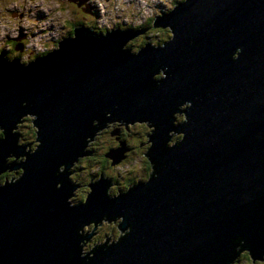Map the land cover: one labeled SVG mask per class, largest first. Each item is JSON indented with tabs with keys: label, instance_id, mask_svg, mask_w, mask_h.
<instances>
[{
	"label": "water",
	"instance_id": "1",
	"mask_svg": "<svg viewBox=\"0 0 264 264\" xmlns=\"http://www.w3.org/2000/svg\"><path fill=\"white\" fill-rule=\"evenodd\" d=\"M156 26L171 27L175 39L139 56L123 47L142 32L104 38L81 28L78 39L31 67L0 59V127L7 131L0 174L26 169L19 183L0 188V264H85L77 229L105 216H123L122 228L133 231L118 246L97 249L90 264H229L239 237L263 259L264 0H189ZM165 68L168 79L156 83ZM189 101L188 123L174 128L173 113ZM106 112L112 121L156 126L149 157L159 178L119 199L107 197L109 180L100 181L86 206L72 208L77 185L57 172L85 154L98 131L92 122H111ZM29 113L39 116L43 144L34 156L12 131ZM173 130L186 139L169 149ZM119 148L105 156L119 160ZM12 155L28 162L5 165Z\"/></svg>",
	"mask_w": 264,
	"mask_h": 264
},
{
	"label": "clouds",
	"instance_id": "2",
	"mask_svg": "<svg viewBox=\"0 0 264 264\" xmlns=\"http://www.w3.org/2000/svg\"><path fill=\"white\" fill-rule=\"evenodd\" d=\"M188 3L189 0H0V59L7 60L9 63L18 60L21 66L31 67L38 60L46 59L54 53L62 51V45L66 41L78 39L77 33L81 28L91 30L96 36H103L104 38L117 31L142 32L123 47V51L129 52L132 56H139L149 45L153 49H163L175 39V33L171 27H157L158 20L177 11L181 5ZM149 21H154L155 29L157 31L162 29L167 34V38L153 35ZM90 25L92 26L90 27ZM73 29L75 30L73 31ZM141 38H145L147 44L134 43ZM13 43L16 45L15 48L11 46ZM242 54L243 49L238 48L232 59L239 61ZM167 73V68L162 69L154 75L153 79L156 83H161L168 79ZM21 107H29V101H25ZM31 107L36 108L37 104L31 103ZM192 107L193 104L190 101L185 102L180 105L179 111L173 113L174 128L188 123L187 112ZM105 117L111 122L101 128L100 121L94 120L92 127L98 131L94 136L86 139L84 151L93 154L78 157L72 162L70 170L68 165H61L57 172V176L68 172V179L78 186L68 200V204L72 208L81 204L86 206L93 194L91 186L103 179L112 181L111 187L107 190V197L119 199L122 194H128L141 182L149 183L153 178H159L155 164L149 157V153L155 147L151 137L156 135L158 131L156 126L151 121H137L135 123L112 121L111 112H106ZM38 119L37 114L29 113L22 117L21 122L13 130V135L20 134L17 146L24 148L29 155L33 156L43 146L42 141L39 140L41 129L36 126ZM29 123L31 127L28 131L31 134H22L19 129L27 127ZM136 127L146 129L144 133H135V138L140 141L139 151L127 140L119 139L123 130L130 131ZM117 130H119L120 135L113 134ZM105 133H108V141H115L119 144L123 141L127 144L130 151L125 154L126 158L120 163H115L113 159L109 158L111 164L107 168L100 164H92L89 168L82 167L81 162L86 158L102 154L96 150L90 151V149L93 144L100 142V138ZM169 137L167 146L175 148L186 139V134L177 133L173 130L169 132ZM6 139L7 131L0 127V141ZM105 146L109 148V151L117 150L107 141H105ZM128 154H131L130 163L128 162ZM27 162V155H12L6 161L8 165L26 164ZM133 169L136 170L133 171ZM7 173L16 174L15 178L0 185V188L19 183L26 175V169L19 168L15 171H7ZM90 181L91 183H89ZM125 183L131 184V187L125 189L123 187ZM62 188L63 182L58 183L57 190ZM85 188L89 190L86 196L81 199L79 193ZM118 188L119 190H117ZM124 224L125 218L123 216L115 219H109L105 216L99 223L92 221L77 229V236L81 238L80 258L85 261V264H90V261L95 258L97 249L103 248L105 245L107 248L118 245L132 233V227H128L126 230L122 228ZM88 237L91 239L89 240ZM235 244L237 245L235 252L239 253V256L233 258L231 264H237L240 255L245 252L252 257L253 264H264V259L254 258L251 250L245 247L247 241L243 237H239Z\"/></svg>",
	"mask_w": 264,
	"mask_h": 264
},
{
	"label": "rangeland",
	"instance_id": "3",
	"mask_svg": "<svg viewBox=\"0 0 264 264\" xmlns=\"http://www.w3.org/2000/svg\"><path fill=\"white\" fill-rule=\"evenodd\" d=\"M89 11H91V9H89ZM149 25H150V27H152V29H155V27L153 26V22L152 21H149ZM92 25H90V27H91ZM73 31H74V29H73ZM91 31V30H90ZM91 33H92V36L93 37H99V36H96L92 31H91ZM140 34H142V33H140ZM139 34V35H140ZM152 34L153 35H162L161 34V32L160 31H157L156 29H155V31H152ZM134 38V37H133ZM167 38V35H166V37H165V39ZM130 39V38H129ZM140 40V39H139ZM139 40H136V41H134V43L135 44H139ZM129 41V40H128ZM128 41H126V43L128 42ZM145 44V43H144ZM13 48H15L16 47V45H15V43H13L12 45H11ZM22 50V49H21ZM6 55V54H5ZM131 55V54H130ZM7 61V60H6ZM20 64V63H19ZM21 119L22 118H20L19 119V121L21 122ZM19 123H16L15 124V127L18 125ZM12 131H13V129H12ZM117 132V131H116ZM144 132H146V129H144L143 127H136V128H133V129H131L130 131H129V135L127 136V141L131 144V145H134L135 143H137L139 140L138 139H136L135 138V133H144ZM107 138H108V133L107 134H104V136H102L101 138H100V142H99V145H98V143H96V144H93L92 146H91V149H90V151H93V150H96V151H99L100 153H102L101 155H97L94 159H93V157H89V158H86V160H83L82 162H81V166L82 167H84V168H89V166L90 165H92V164H100V162L98 161L99 159H101L102 157H103V153L105 152V153H107L108 152V150H109V148L108 147H106L105 146V141H107V143L109 144V145H111L112 147H115V146H113L115 143H114V141H108L107 140ZM121 139H122V136H121ZM123 140V139H122ZM16 145H17V143H16ZM120 145H123L126 149H127V151L128 150H130L129 148H128V146L126 145V143L125 142H121V144ZM96 146V147H95ZM94 147H95V149H94ZM119 152H121L120 150H118ZM126 151V152H127ZM137 151H139V149L137 150ZM105 153H104V155H105ZM109 153V152H108ZM85 154H87V155H90L91 153H85ZM84 154V155H85ZM126 154V153H125ZM125 154L124 155H122V156H120V157H118L119 158V160H120V162L123 160V159H125L126 157H125ZM19 156H22V155H19ZM129 156V155H128ZM9 157V156H8ZM8 157H7V159H8ZM108 157V156H107ZM108 158H111V157H108ZM111 159H113L114 160V158H111ZM128 162L130 163L131 162V155L129 156V160H128ZM118 163V162H117ZM109 166V164H104V167L105 168H107ZM71 168H69V170H70ZM136 169H133V171H135ZM5 171H3V173H4ZM77 179H79L78 177H77ZM89 183H91V181L89 182ZM126 184V183H125ZM124 184V185H125ZM78 186H76L75 187V190H76V188H77ZM128 188V187H127ZM89 190V189H88ZM87 192L88 191H82L81 193H79V197L81 198L82 196H86V194H87ZM83 197V198H84ZM82 198V199H83ZM97 223H99V222H97ZM102 232L104 231L103 229L101 230ZM89 240L91 239V237H89L88 238ZM247 254V255H246ZM238 256H239V253L237 254V256L235 257V258H238ZM262 258L264 259V254H262ZM229 264H231V262L229 263ZM237 264H253V259H252V257H250V255L248 254V253H242L241 255H240V257H239V259L237 260Z\"/></svg>",
	"mask_w": 264,
	"mask_h": 264
},
{
	"label": "trees",
	"instance_id": "4",
	"mask_svg": "<svg viewBox=\"0 0 264 264\" xmlns=\"http://www.w3.org/2000/svg\"><path fill=\"white\" fill-rule=\"evenodd\" d=\"M153 22V21H152ZM150 26V25H149ZM153 31H155V29H153ZM160 32H161V36L162 37H166V33L161 29V30H159ZM17 127V126H16ZM30 127H31V125H30V123L27 125V127H21V129H19V131L22 133V134H24V135H29V134H31L29 131H28V129H30ZM18 135H20L19 133H18ZM18 138H20L19 136H18ZM29 147H31V145H29ZM95 149V148H94ZM25 152H26V150H25ZM106 152V151H105ZM104 152V153H105ZM104 153H103V157H104ZM93 154V153H92ZM96 156H94L93 157V159L95 158ZM103 157L101 158V159H99L98 161L100 162V165H103V167H104V164L107 162L106 160H104L103 159ZM86 160V159H85ZM7 161V160H6ZM7 163L5 162V165H6ZM19 168H15V169H11V170H9V168H7V169H5V172L4 173H2V174H0V185H3L4 183H5V181H9V180H12V179H14L15 178V175L16 174H13V173H7V171H15V170H18ZM125 185H129L130 186V184L129 183H126ZM87 188H85V190H86ZM84 190V191H85ZM88 191V190H87ZM84 196H82L81 197V199L83 198ZM247 255V254H246Z\"/></svg>",
	"mask_w": 264,
	"mask_h": 264
},
{
	"label": "flooded vegetation",
	"instance_id": "5",
	"mask_svg": "<svg viewBox=\"0 0 264 264\" xmlns=\"http://www.w3.org/2000/svg\"><path fill=\"white\" fill-rule=\"evenodd\" d=\"M153 31V30H152ZM137 36H135L134 38H136ZM134 38H132V39H134ZM132 39H130V40H132ZM129 40V41H130ZM128 41V42H129ZM144 43H147V40L145 39V38H141L140 40H139V44H144ZM117 132L119 133V130H117ZM105 134H107V133H105ZM119 135H120V133H119ZM129 135V130H123V133H122V139L123 140H127V136ZM121 136H120V140H122L121 139ZM114 143H115V141H114ZM130 144V143H129ZM139 144H140V141H138L137 143H135L134 144V146H136V148H137V150L139 149ZM98 145H99V142H98ZM127 145V144H126ZM113 146H115L114 148H119L118 150H120L121 152H122V155H124L125 153H127L128 151H130V150H128L127 151V149L123 146V145H120L119 143H115ZM96 147V146H95ZM94 147V148H95ZM127 151V152H126ZM92 154V153H91ZM90 154V155H91ZM121 155V156H122ZM129 156L131 155V154H128ZM116 158V157H115ZM103 159L104 160H106L107 162L105 163V164H109V166H110V164H111V161H110V159L108 158V157H106L105 155H104V157H103ZM115 161V163H120V160H114ZM103 180H108V179H103ZM103 180H101V181H103ZM110 181V185H109V187H111V185H112V181L111 180H109ZM109 183V182H108ZM131 185V184H130ZM109 187H108V189H109ZM123 187L125 188V189H127V187H129V185H123ZM85 190V189H84ZM88 189H86L85 191H87ZM107 190V189H106ZM117 190H119V188L117 189Z\"/></svg>",
	"mask_w": 264,
	"mask_h": 264
},
{
	"label": "bare ground",
	"instance_id": "6",
	"mask_svg": "<svg viewBox=\"0 0 264 264\" xmlns=\"http://www.w3.org/2000/svg\"><path fill=\"white\" fill-rule=\"evenodd\" d=\"M151 48H152V47H151ZM191 123H192V122H189V127L191 126ZM188 132H190V131H188ZM183 142H184V141H183ZM183 142H182V143H183ZM180 144H181V143H180ZM177 146H178V145H177ZM169 149H171V148H169ZM128 237H130V235H129ZM128 237H127V238H128ZM115 246H118V245H115ZM96 256H97V252L95 253V258H94V260H96Z\"/></svg>",
	"mask_w": 264,
	"mask_h": 264
}]
</instances>
